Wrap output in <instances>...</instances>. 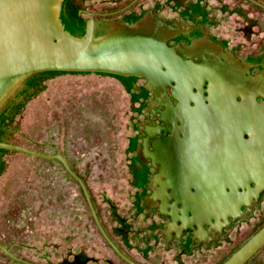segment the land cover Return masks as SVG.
<instances>
[{
	"label": "water",
	"instance_id": "1",
	"mask_svg": "<svg viewBox=\"0 0 264 264\" xmlns=\"http://www.w3.org/2000/svg\"><path fill=\"white\" fill-rule=\"evenodd\" d=\"M75 2L0 0V136L15 104L28 86L26 81L36 73L101 71L124 74L134 87L145 112L144 123L135 139L132 159L152 239L169 242L182 250L217 243L264 195V177H257L258 183L253 185V190L246 192L243 185L240 193L232 183L221 188L222 183L220 185L216 181L212 187L211 182L202 183L203 178L192 176L186 178L184 183L180 178L181 189L186 190L194 185L199 193H182L184 195H180L176 201L169 182L166 183L157 174L159 163L153 159V141L158 136L155 132L161 131V122L169 117L160 100V89L156 92L153 85L156 83L165 87L173 80L179 85L175 89L182 97L193 86L202 90L201 86L204 85L209 89L210 84L203 82L210 80L216 94L222 96L219 98V108L216 107L219 109L217 118L213 114L216 111H212L216 108L208 107L207 112H197L189 119L193 146L198 145L200 128L205 122L225 121L227 114L224 112L232 106L229 102L231 95L236 96L247 109H255L256 100L262 102L259 118L264 128V116H261L264 114V25L213 1L185 0L165 14L128 18L119 21L118 27L113 29L115 24H95L99 16L96 13L91 15L88 24L78 20L74 16ZM136 20L138 22L134 23ZM158 22L165 28L154 35V24ZM210 54L218 56L223 63H215V59L204 63L203 56L209 57ZM197 59L201 67L192 65V61ZM221 89L226 92V97L220 92ZM173 104L178 108L176 100H173ZM174 111L172 116L175 118L178 110ZM185 113H179L181 118H188ZM196 115L198 118L192 120ZM167 120L170 121V117ZM209 124L206 123V131L214 132V127L211 125L209 128ZM216 130V135L211 136V145L217 139ZM0 150L59 162L80 185L96 226L109 247L127 264H136L110 239L84 181L64 157L45 155L6 143H0ZM179 150L180 155L172 152L167 158L178 161L174 169L177 173L181 171L178 174H186L187 166L191 170L192 164L198 160L192 158L195 154L191 155V149L189 153L186 149ZM213 157L202 159L198 165L200 170L211 174L215 164L214 170L219 171L221 162ZM239 182L244 184L240 179L237 184ZM205 187L206 191L202 193ZM208 188L215 191L207 192ZM263 248L264 227L223 264H247ZM0 251L22 262L1 243Z\"/></svg>",
	"mask_w": 264,
	"mask_h": 264
},
{
	"label": "rangeland",
	"instance_id": "2",
	"mask_svg": "<svg viewBox=\"0 0 264 264\" xmlns=\"http://www.w3.org/2000/svg\"><path fill=\"white\" fill-rule=\"evenodd\" d=\"M102 1L76 0L74 16L88 24ZM182 1L145 0L141 10L155 13H101L110 15L97 16L95 24L162 15ZM209 1L264 25L258 5L264 0ZM144 118L124 74L43 73L15 104L0 143L64 157L85 180L114 244L135 263L223 264L264 227V195L215 244L182 250L152 239L132 159ZM0 243L22 260L0 251V264H127L104 240L80 185L59 162L9 150H0ZM247 264H264V248Z\"/></svg>",
	"mask_w": 264,
	"mask_h": 264
},
{
	"label": "flooded vegetation",
	"instance_id": "3",
	"mask_svg": "<svg viewBox=\"0 0 264 264\" xmlns=\"http://www.w3.org/2000/svg\"><path fill=\"white\" fill-rule=\"evenodd\" d=\"M124 1L125 0H104L102 1L103 7L101 9H97L93 13H155L154 8H150L149 11L147 9L141 10L140 4L145 0H130V2H128L126 5L124 4ZM80 12L87 11L82 9ZM107 15L110 14H103L101 16ZM111 22L115 24L113 25V29L118 27V21L115 20ZM136 22H138V20L134 21V23ZM156 24H154L156 28V31H154L153 33L154 35H156V33H158L160 29L165 28L161 23L157 24V27ZM213 59H215V63H223L215 54H210L209 57L203 56L202 61L206 63L211 62ZM182 60L191 63V61H187L183 58ZM192 65L195 67H201L198 59L197 61H192ZM206 74L209 77L213 78L210 74ZM203 83L210 84L209 89L207 88L208 90L204 85L201 86L202 90L193 86V89L188 93H184L182 97L180 96L178 90L175 89L178 88L179 85L173 80L168 85H165V87L157 85L156 83H154L153 85L156 92L158 89H160L158 90L162 94L160 100L164 104V110H166V112L168 113L167 115L170 117V121L167 120L169 117H166V119L161 122L160 129L158 127L156 128L161 131L155 132L158 134V136L155 138L156 141H153V159L159 163L157 174L161 175L166 183L169 182L172 189V197L175 198L176 201L180 199V195H184L187 192L192 194L199 193L197 186L194 185L191 188L188 187L186 190L181 189L179 187L180 178L181 182L184 183V181H186V178H190L192 176L199 177L200 179L203 178L201 180L202 183H205V181L209 183L211 182L212 187H214V184L216 182H218L220 185L222 183L221 188H225L227 184L231 185L232 183L234 184L235 189L240 193L243 185V189L246 190V192L248 190H253V185L258 183L257 179L259 178L257 177H264V128H262L259 118V114L261 112L260 106L262 105V102L256 100L255 109H247L236 96L233 97L231 95V99L229 102L230 104H232V106L231 108H229V110H225L224 112V114H227L225 121H219L221 125L219 124V122H211L210 124L208 122H205L202 128H200L199 136L201 135V139L198 140V145L193 146L191 144L193 135H190L191 129L189 130L188 127L190 124L189 119H191L192 115L197 112H207L208 107H218V104H220L219 98L222 97L216 94V90H214L213 84L210 80H206ZM201 92L202 94H200ZM220 92L225 97L227 96L226 92L223 89H221ZM197 96L201 100H199ZM259 96L261 97L262 94H260ZM173 100H176L177 106L179 105L178 108H175ZM218 108L212 110L216 111L213 112L216 118L219 114ZM174 110H178L175 118L172 116V113L175 112ZM183 111L186 112L185 115L187 114L188 118H181L182 115L180 114H182ZM261 116H264V114H262ZM195 118H198V116L196 115L192 120H194ZM206 123L207 125L209 124V128L211 125L214 127V132H210L209 129H207L208 131H206ZM215 130L217 133V139L215 143L211 145V136L213 134L216 135ZM206 134L207 137H205ZM255 134H257L258 136L256 137ZM188 144H190L191 155L195 154L196 156H192V158H196L198 161L195 160L196 163L192 164L191 170L187 166V170L185 171L186 174H178L181 171H178L177 173V170H174L175 163L178 164V161H176L175 159H169L167 157L171 156L172 152H174L176 156L180 155L179 153L181 150L179 149H186V151H188L189 153L190 149H188ZM212 152L214 154H212ZM209 156H214L212 159L219 160L221 162L219 164V171L214 170L215 164L212 166L213 169L211 171L213 173L211 174L204 173L203 169L200 170V168L198 167L199 163L202 162V159ZM238 179L244 181V184H241L240 182L237 184ZM221 188H219V190H221ZM204 191H206V187L205 189H203L202 193H204ZM211 191L213 192L215 190L211 188L207 189V192ZM221 191H223V189ZM210 200L213 203L215 202L212 198ZM196 204H198V202Z\"/></svg>",
	"mask_w": 264,
	"mask_h": 264
},
{
	"label": "trees",
	"instance_id": "4",
	"mask_svg": "<svg viewBox=\"0 0 264 264\" xmlns=\"http://www.w3.org/2000/svg\"><path fill=\"white\" fill-rule=\"evenodd\" d=\"M260 1V0H259ZM56 73V72H65V71H42V72H39V73H36L34 76H32L31 78H29L26 82H27V84L28 85H31V84H33L35 81H40V76H41V74H43V73ZM69 72V71H68ZM71 72H73V71H71ZM40 75V76H39ZM76 174H77V172H75ZM78 175V174H77ZM79 176V175H78ZM83 181H84V183L86 184V182H85V180L82 178V176H79ZM92 202H93V200H92ZM93 205H94V203H93ZM95 207V206H94ZM98 213V212H97ZM98 217H99V220H100V222H101V219H100V215H99V213H98ZM102 224V226H103V228H104V230L106 231V233L108 234V236L110 237V239L113 241V238L111 237V235H109V233H108V231H107V229L105 228V226L103 225V223H101ZM117 246V245H116ZM118 247V246H117ZM119 248V250L120 251H122L121 250V248L120 247H118ZM78 258V257H77ZM134 262V261H133ZM27 264H31V263H28L27 262Z\"/></svg>",
	"mask_w": 264,
	"mask_h": 264
},
{
	"label": "crops",
	"instance_id": "5",
	"mask_svg": "<svg viewBox=\"0 0 264 264\" xmlns=\"http://www.w3.org/2000/svg\"><path fill=\"white\" fill-rule=\"evenodd\" d=\"M96 14H98L99 16L103 15V14H101V13H96Z\"/></svg>",
	"mask_w": 264,
	"mask_h": 264
}]
</instances>
